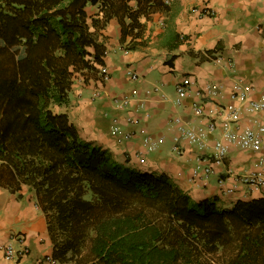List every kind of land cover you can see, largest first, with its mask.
<instances>
[{
	"label": "trees",
	"instance_id": "obj_1",
	"mask_svg": "<svg viewBox=\"0 0 264 264\" xmlns=\"http://www.w3.org/2000/svg\"><path fill=\"white\" fill-rule=\"evenodd\" d=\"M176 10L175 0H0V168L35 192L62 264H264V196L231 208L195 200L168 175L118 163L61 111L78 81L102 78L111 19L136 50L153 15Z\"/></svg>",
	"mask_w": 264,
	"mask_h": 264
},
{
	"label": "crops",
	"instance_id": "obj_2",
	"mask_svg": "<svg viewBox=\"0 0 264 264\" xmlns=\"http://www.w3.org/2000/svg\"><path fill=\"white\" fill-rule=\"evenodd\" d=\"M175 1L177 10L171 20L163 12L153 15L148 22V44L140 49L128 50V42H120L121 25L117 18L111 19L101 36L107 46L104 67L108 80L78 81L70 94L69 105L61 111L68 114L85 141L107 150L118 163L140 172L168 175L195 200L217 198L220 207L231 208L239 200L264 196L251 193L235 180L238 175L256 171L255 162L264 155V144L259 151L231 149L224 166L217 168V174L205 182H192L191 174L200 152L182 141L183 154H174L173 139L177 132L170 127V122L181 115L191 124L198 123L191 109L196 96L191 94L178 107L173 101L175 86L181 77L188 76L193 80L194 92L208 85L221 87L224 97L216 102L224 104L229 101L233 84L241 80L253 86V99L264 98V0ZM205 5L212 7L214 15L206 14ZM172 30L180 38H171ZM129 70L137 72L140 78L132 79ZM96 90L100 91L99 97H94ZM117 95H134L133 108L126 112L116 110L112 97ZM213 101L206 103V107H213ZM139 102L145 107L136 112ZM129 114L137 115L141 125L154 137L164 135L165 143L155 152H147L139 137L119 143L111 129V118L119 117L127 131L132 129L126 121ZM258 117L264 120V113ZM249 118V114L243 113L240 127L249 125ZM221 131L220 123L216 138ZM227 168L232 170L231 175L226 173ZM15 185L10 172L0 168V246L22 235L30 254L20 260L9 259L0 250V264H41L40 260L54 251L48 216L38 204L34 191L28 186L16 191ZM233 186L234 192H226Z\"/></svg>",
	"mask_w": 264,
	"mask_h": 264
},
{
	"label": "built area",
	"instance_id": "obj_3",
	"mask_svg": "<svg viewBox=\"0 0 264 264\" xmlns=\"http://www.w3.org/2000/svg\"><path fill=\"white\" fill-rule=\"evenodd\" d=\"M206 14L214 15V10L209 5H205ZM229 65H233L229 61ZM128 73L132 79H139L137 72L129 70ZM100 74L104 81L109 78L105 67L100 69ZM193 80L184 76L181 77L175 86L176 96L173 99L174 104L182 107L185 100L195 94L196 100L191 104L193 116L199 119L196 124H191L181 115H176L170 122V127L175 128L173 153L176 155L183 154L182 141H187L191 146H195L200 154L197 157L196 165L191 174L192 182H205L211 176L217 174V168L224 166L225 159L231 149L259 151L264 144V120L258 117V114L264 113V98L253 99V86L237 80L232 91L228 94L229 101L222 103L216 102L219 98H223L220 90L221 87L208 85L205 89L192 90ZM100 91L94 92V97H99ZM132 95L114 96L112 104L118 111H128L133 108L134 98ZM210 100V101H209ZM215 105L211 108L206 107V103L212 102ZM136 112L144 109V104L139 102L136 104ZM243 113L249 114L250 124L240 127L239 121ZM149 116L148 112H145ZM127 124L132 129L124 131V126L119 117L111 118V129L118 138L117 141L126 142L136 139H142L147 152H155L165 143V136L154 137L144 125H141V119L137 115L129 114L126 118ZM222 124V131L219 138L215 134L219 124ZM144 161V157L139 158ZM256 171L251 174H243L236 176V184H242L251 193H262L264 195V155L260 156L255 162ZM226 173L231 175L233 172L227 168ZM224 179L220 180L223 183ZM237 186V185H235ZM235 187L226 189V192L232 193ZM5 258L20 260L30 254V249L26 244V238L22 235H16L12 240L0 246ZM41 264H59V261L52 255H47L40 260Z\"/></svg>",
	"mask_w": 264,
	"mask_h": 264
},
{
	"label": "rangeland",
	"instance_id": "obj_4",
	"mask_svg": "<svg viewBox=\"0 0 264 264\" xmlns=\"http://www.w3.org/2000/svg\"><path fill=\"white\" fill-rule=\"evenodd\" d=\"M89 15L92 17V18H95V17H99L98 15V12H99V8L98 6H88V9H87ZM152 23V22H151ZM103 34V32H102ZM106 38V37H105Z\"/></svg>",
	"mask_w": 264,
	"mask_h": 264
},
{
	"label": "clouds",
	"instance_id": "obj_5",
	"mask_svg": "<svg viewBox=\"0 0 264 264\" xmlns=\"http://www.w3.org/2000/svg\"><path fill=\"white\" fill-rule=\"evenodd\" d=\"M53 256V255H52ZM59 264H60V262H59Z\"/></svg>",
	"mask_w": 264,
	"mask_h": 264
}]
</instances>
